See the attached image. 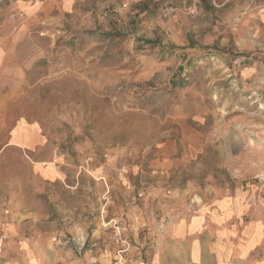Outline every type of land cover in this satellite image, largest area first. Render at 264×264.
<instances>
[{
	"label": "rangeland",
	"instance_id": "obj_1",
	"mask_svg": "<svg viewBox=\"0 0 264 264\" xmlns=\"http://www.w3.org/2000/svg\"><path fill=\"white\" fill-rule=\"evenodd\" d=\"M235 193L264 202V0H0V254L151 264Z\"/></svg>",
	"mask_w": 264,
	"mask_h": 264
},
{
	"label": "crops",
	"instance_id": "obj_2",
	"mask_svg": "<svg viewBox=\"0 0 264 264\" xmlns=\"http://www.w3.org/2000/svg\"><path fill=\"white\" fill-rule=\"evenodd\" d=\"M164 225L151 264H264V202L260 204L254 195L221 196ZM15 243L12 253L0 254V264L53 261L43 253L41 246L47 245L41 240L19 248L26 244L23 238Z\"/></svg>",
	"mask_w": 264,
	"mask_h": 264
}]
</instances>
